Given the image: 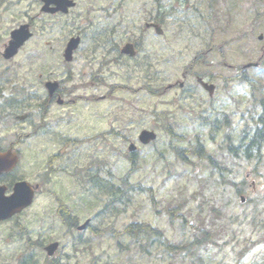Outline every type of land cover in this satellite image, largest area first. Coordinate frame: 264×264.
<instances>
[{
	"label": "rangeland",
	"instance_id": "374dc122",
	"mask_svg": "<svg viewBox=\"0 0 264 264\" xmlns=\"http://www.w3.org/2000/svg\"><path fill=\"white\" fill-rule=\"evenodd\" d=\"M75 2L63 16L43 14L40 0H0L1 52L13 29L29 24L33 31L13 59L0 57V83L10 79L0 84V150L12 147L19 154L9 180L42 182L44 191L18 216L0 222V264H49L44 247L52 241L60 243L54 258L61 264H199L202 256L200 264H264V154L260 161H233L219 150L225 147V128L212 132L201 122L228 115L237 137L244 128L240 124L244 109L254 108L253 118L260 112L264 0ZM155 17L163 19L161 36L144 28ZM75 35L82 37V43L67 81L69 68L62 53ZM139 37L142 47L137 57H122L118 48ZM201 50L202 61L184 70ZM249 62H258V67L246 70L247 82L230 80L239 65ZM194 74L213 80L212 98L196 85ZM64 77L60 93L64 104L48 100L49 111L42 118L37 110L46 95L42 79ZM180 82L186 83L185 89L178 86ZM145 86L165 90L152 95ZM34 96L37 101L31 100ZM8 99L15 105L20 102V107H7ZM22 115L27 118L16 119ZM168 125L179 138L170 141L163 129ZM143 129H154L158 138L149 146L137 144L130 182L153 188L158 212L145 194L135 195L125 210L120 206L105 211L111 195L84 189L87 174L81 171L100 177L102 183L105 177L119 185L131 165L124 156L127 141H136ZM195 136L200 140L198 149L229 169L226 178L239 182L246 172L252 173L245 180L244 203L220 182L218 174H211L212 162L207 158L190 153L191 162L177 158L173 148L190 149ZM95 158L101 164L89 166ZM224 201L229 208L219 210ZM66 205L79 224L91 218L93 228L103 232L88 229L77 236L75 230H68L57 215ZM176 205L180 210L170 224L167 209ZM132 222L158 227L183 249L167 251L154 240L146 245L136 238H122L117 232ZM202 222L211 230L206 241L200 235Z\"/></svg>",
	"mask_w": 264,
	"mask_h": 264
},
{
	"label": "trees",
	"instance_id": "16d2710c",
	"mask_svg": "<svg viewBox=\"0 0 264 264\" xmlns=\"http://www.w3.org/2000/svg\"><path fill=\"white\" fill-rule=\"evenodd\" d=\"M33 98H31L32 100ZM30 101V99H29ZM12 108V106H11ZM167 130H169V132L172 134L173 130H171L169 127H166ZM258 147V152L259 150L264 147V129H262L259 132H256L254 134V136L250 139V144L247 145L244 148L243 154L248 155L249 152L252 150H254V148ZM233 152V151H232ZM242 153V152H241ZM234 154H236V152L234 151ZM127 158H129V161L131 162V168L133 169L136 164H135V158L134 156L130 157L128 155H125ZM99 165L101 164V161L98 159H92L89 162V166L92 165ZM88 168V166L86 167V169ZM85 170V169H84ZM88 170V169H87ZM83 172V170L81 171ZM130 172V171H129ZM127 173L125 176H123L121 178V185L116 186L113 185L111 182L108 183L107 182H103L102 184L100 183L99 177L98 176H94L93 174H89L88 172L87 174V178L85 180V184L89 187V184L91 185V187H89L93 192H97V190L102 187L104 185L106 192H108L111 195L110 200H108V202L103 206V210L107 211L109 209H115L116 211L119 210L118 208L121 206L123 208V210H125L128 205L130 203L133 202L134 200V196L135 195H140V194H145L147 199L149 200V203L151 204L152 208L156 209V205L158 203L156 196L154 195V190L152 187H144L141 184H133L128 180L129 174ZM79 175H82L81 173ZM108 184V185H107ZM100 194H105V191L103 193V191L99 192ZM113 205V206H111ZM180 209V205H176L174 207H171L168 209V213L170 215V222H173V217H175L174 212L176 210ZM157 211V210H156ZM67 213V211H66ZM180 217H184L183 214L179 215ZM77 220H75V218L70 217V222L68 223L69 225H74V223H76ZM197 228V227H196ZM204 228V234L201 233V237L203 236L204 239L207 238L206 234H211V230L209 228H207V226L204 225V223L202 222V227ZM200 228V229H201ZM198 229V228H197ZM91 232L95 231V229L93 227L90 228ZM97 230V229H96ZM103 232L102 230H97L96 233H100ZM122 238L125 237H130V238H136L138 241H148L150 237H154V241L161 243V239H163V233L161 230H159L158 228H152L150 225L144 223V222H140V223H130L128 225H126L120 232H117ZM165 241V240H164ZM119 245H121V243L118 242ZM166 246L167 248H173L174 246L170 243L166 242ZM201 260L203 259V256L200 258ZM240 260H242V257L240 256L239 258ZM52 264H60L57 260L52 261Z\"/></svg>",
	"mask_w": 264,
	"mask_h": 264
},
{
	"label": "water",
	"instance_id": "95a60500",
	"mask_svg": "<svg viewBox=\"0 0 264 264\" xmlns=\"http://www.w3.org/2000/svg\"><path fill=\"white\" fill-rule=\"evenodd\" d=\"M44 3L42 7V11L46 13H56L61 11L66 13L69 7H73L74 3L69 0H41ZM55 5L56 8H50V5ZM157 33H160L156 30ZM30 37V33L28 32L27 26L20 27L19 30H15L11 33V41H9L8 46L5 48L3 57L5 59H9L13 57L17 50L23 45V43ZM261 39V37H260ZM78 39H72L65 51L64 57L66 60H70L71 52L74 50L78 45ZM131 46L127 45L123 48V53H129L133 55L132 50L130 49ZM47 88L49 92L52 93L56 85L48 83ZM206 87V86H205ZM209 91L211 92L212 89L210 88ZM155 134L148 131L141 132L139 136V140L143 144H147L150 141L155 139ZM130 151H133V146H130ZM17 162L16 155L12 154L11 152H7L5 154H0V173L3 171H8L15 166ZM22 187H28L25 183H18L15 187L14 194L8 198H3L2 193L3 190L0 189V220L8 218L13 213L19 211L22 206L28 204L27 197L31 196L29 190H25ZM81 228H84L81 227ZM56 244L47 248L48 254L51 255L55 250Z\"/></svg>",
	"mask_w": 264,
	"mask_h": 264
},
{
	"label": "flooded vegetation",
	"instance_id": "af4514ba",
	"mask_svg": "<svg viewBox=\"0 0 264 264\" xmlns=\"http://www.w3.org/2000/svg\"><path fill=\"white\" fill-rule=\"evenodd\" d=\"M134 47H135V49L137 50V48H136V46H135V43H134ZM194 77L197 79V77H199V76H194ZM203 79H206L207 82H210V80L208 79L207 76H206V77H203ZM58 96H60V93H58V94L52 96V98H50V99H51V100H57V97H58Z\"/></svg>",
	"mask_w": 264,
	"mask_h": 264
}]
</instances>
